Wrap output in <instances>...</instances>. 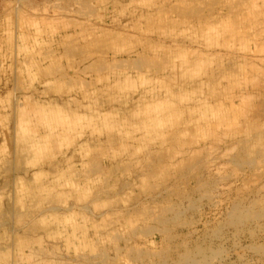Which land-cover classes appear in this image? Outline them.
<instances>
[{"label": "rangeland", "instance_id": "rangeland-1", "mask_svg": "<svg viewBox=\"0 0 264 264\" xmlns=\"http://www.w3.org/2000/svg\"><path fill=\"white\" fill-rule=\"evenodd\" d=\"M0 264H264V0H0Z\"/></svg>", "mask_w": 264, "mask_h": 264}]
</instances>
